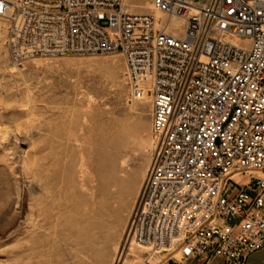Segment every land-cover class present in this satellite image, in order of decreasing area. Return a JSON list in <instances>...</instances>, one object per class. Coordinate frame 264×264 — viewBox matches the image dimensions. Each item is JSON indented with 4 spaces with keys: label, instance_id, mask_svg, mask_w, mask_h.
<instances>
[{
    "label": "built area",
    "instance_id": "1",
    "mask_svg": "<svg viewBox=\"0 0 264 264\" xmlns=\"http://www.w3.org/2000/svg\"><path fill=\"white\" fill-rule=\"evenodd\" d=\"M0 0L14 63L120 53L154 149L128 240L179 263L264 250V0ZM176 25L175 30L171 27Z\"/></svg>",
    "mask_w": 264,
    "mask_h": 264
},
{
    "label": "rangeland",
    "instance_id": "2",
    "mask_svg": "<svg viewBox=\"0 0 264 264\" xmlns=\"http://www.w3.org/2000/svg\"><path fill=\"white\" fill-rule=\"evenodd\" d=\"M9 27L0 17V264H182L128 240L154 135L123 56L16 64Z\"/></svg>",
    "mask_w": 264,
    "mask_h": 264
},
{
    "label": "bare ground",
    "instance_id": "3",
    "mask_svg": "<svg viewBox=\"0 0 264 264\" xmlns=\"http://www.w3.org/2000/svg\"><path fill=\"white\" fill-rule=\"evenodd\" d=\"M151 4H152V11L154 12V14H149V15H151V16H155L156 18H164L163 16H162V14L159 12V11H157V10H155L154 9V6H153V3H152V0H151ZM125 5L127 6V9L129 10V12L130 13H132L131 12V6L128 4V2H127V0H125ZM133 14H137V15H147V14H138V13H133ZM176 29V25H173L172 27H171V30H175ZM120 54V53H119ZM122 55V54H121ZM123 56V55H122ZM124 58V57H123ZM125 60V59H124ZM125 63H126V61H125ZM126 73H127V71H126ZM127 77V76H126ZM139 198V197H138ZM134 212V211H133ZM133 214V213H132ZM140 247H142V248H147V247H145V246H140ZM147 249H149V248H147ZM162 251L163 250H161V251H157V253H162ZM156 253V252H155ZM120 261V260H119Z\"/></svg>",
    "mask_w": 264,
    "mask_h": 264
},
{
    "label": "crops",
    "instance_id": "4",
    "mask_svg": "<svg viewBox=\"0 0 264 264\" xmlns=\"http://www.w3.org/2000/svg\"><path fill=\"white\" fill-rule=\"evenodd\" d=\"M246 264H264V250L251 254L248 257Z\"/></svg>",
    "mask_w": 264,
    "mask_h": 264
}]
</instances>
